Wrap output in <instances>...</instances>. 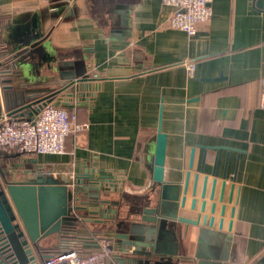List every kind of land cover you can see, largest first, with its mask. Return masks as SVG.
<instances>
[{"label": "crops", "instance_id": "0c3cea01", "mask_svg": "<svg viewBox=\"0 0 264 264\" xmlns=\"http://www.w3.org/2000/svg\"><path fill=\"white\" fill-rule=\"evenodd\" d=\"M257 1L212 0L210 19L188 35L166 25L171 9L162 0H0L7 26L0 61L13 63L14 84L58 89L50 100L86 124L66 138L64 153L11 152L0 161L5 175L14 181L41 175L77 186L81 204L96 191L89 177L107 174L115 183L102 195L140 204L150 189L160 125L166 134L164 178L177 181L190 171L181 214L200 216L197 226L177 228L180 264H256L264 257V109L258 106L264 89V8ZM31 24L40 35L48 33L41 55L14 48V32ZM187 62L194 64L191 74ZM82 78L69 94L70 81ZM78 172L82 182L76 184ZM196 173V204L190 209ZM212 201L216 208L209 225ZM84 211L76 212L74 232L60 238L59 247L88 252L108 239L105 225L83 221ZM115 253L111 249V257L100 263L129 264Z\"/></svg>", "mask_w": 264, "mask_h": 264}, {"label": "water", "instance_id": "95a60500", "mask_svg": "<svg viewBox=\"0 0 264 264\" xmlns=\"http://www.w3.org/2000/svg\"><path fill=\"white\" fill-rule=\"evenodd\" d=\"M258 5L264 8V0H258ZM36 25L18 27L14 32V48H21L19 53H38L45 46L46 35L35 31ZM16 27V26H15ZM71 80L69 94L78 90V82ZM76 82V83H74ZM72 84H74L72 86ZM50 99L32 108L29 115L39 112ZM166 149V134L158 126L152 161V175L150 189L139 198L143 203L136 205L121 204L111 199L108 193L102 191L113 190L115 179L103 174L99 177L90 176V184L95 194L88 196L92 202L77 204L76 193L81 191L77 186L69 187L65 183L53 182L37 175L28 181H14L0 170V264H41L50 252L59 251L60 238L72 234V227L78 222L77 211L86 210L83 216L85 222H95L106 226L103 235L112 239L111 249L117 251L120 263L129 264H180V251L177 246L179 224L188 223L198 225L199 215L195 219L181 214L185 207L188 191L190 171L187 170L177 181L164 178V159ZM192 154L188 167H192ZM202 172V169H200ZM213 174V173H212ZM79 172L75 183L79 184ZM198 173L194 175L191 188L190 209L196 204V182ZM93 179V180H92ZM208 175L202 179L199 210H205L204 196ZM216 179L211 180L209 198L213 199ZM224 182H221L219 200L223 199ZM87 194L86 190H83ZM231 198L229 197V201ZM216 203H210L209 225L213 223ZM225 212V205L220 206V216ZM233 215V209H231ZM219 227L222 218L219 219ZM231 227L229 221L228 228ZM71 232V233H70ZM50 236H54L49 239ZM56 249V250H53ZM53 250V251H52ZM264 257L260 259L263 261Z\"/></svg>", "mask_w": 264, "mask_h": 264}, {"label": "built area", "instance_id": "2783aa9c", "mask_svg": "<svg viewBox=\"0 0 264 264\" xmlns=\"http://www.w3.org/2000/svg\"><path fill=\"white\" fill-rule=\"evenodd\" d=\"M212 0H162L170 7L166 25L194 35L197 25L212 16ZM194 64L187 62L192 73ZM258 106L264 109V89L260 92ZM31 116V115H30ZM76 114L57 100H50L31 117H10L0 108V150L6 152L35 153L40 155L61 154L66 151L65 140L85 129ZM111 240L103 239L93 251L80 255L74 249L55 251L46 256L41 264H97L111 257Z\"/></svg>", "mask_w": 264, "mask_h": 264}, {"label": "trees", "instance_id": "16d2710c", "mask_svg": "<svg viewBox=\"0 0 264 264\" xmlns=\"http://www.w3.org/2000/svg\"><path fill=\"white\" fill-rule=\"evenodd\" d=\"M8 17V16H7ZM6 15H0V42L4 41V33L7 28L6 26ZM2 54L0 53V58ZM12 62L3 63L0 61V90L2 94V102L3 108L7 112L10 117H31L29 112L32 108H35L39 103L44 100L51 99L56 95L58 89L50 88V89H29L17 86L14 84V68ZM15 152V151H14ZM11 152L1 151L0 150V161L9 156ZM20 154H28L18 152ZM0 170L2 172L5 171L3 167L0 165ZM93 199H88V202H92ZM87 212L84 211L83 216H86ZM65 243V242H64ZM69 245V244H68ZM60 248V250L71 249L74 248L78 254L85 255L94 249L83 252L79 248H75L71 245L64 246ZM59 250V251H60ZM55 252V251H53ZM50 252V253H53ZM264 261H257L256 264H263ZM97 264H101L100 262Z\"/></svg>", "mask_w": 264, "mask_h": 264}]
</instances>
